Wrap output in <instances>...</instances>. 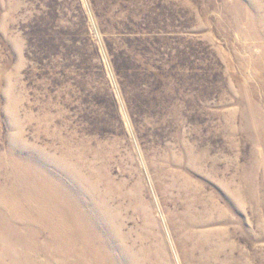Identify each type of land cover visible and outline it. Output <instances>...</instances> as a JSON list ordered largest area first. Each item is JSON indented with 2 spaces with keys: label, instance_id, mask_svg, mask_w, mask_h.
Segmentation results:
<instances>
[{
  "label": "rangeland",
  "instance_id": "374dc122",
  "mask_svg": "<svg viewBox=\"0 0 264 264\" xmlns=\"http://www.w3.org/2000/svg\"><path fill=\"white\" fill-rule=\"evenodd\" d=\"M0 264H264V0H0Z\"/></svg>",
  "mask_w": 264,
  "mask_h": 264
}]
</instances>
